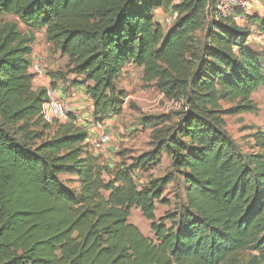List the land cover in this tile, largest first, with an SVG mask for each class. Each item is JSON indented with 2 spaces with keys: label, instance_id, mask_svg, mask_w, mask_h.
I'll list each match as a JSON object with an SVG mask.
<instances>
[{
  "label": "trees",
  "instance_id": "16d2710c",
  "mask_svg": "<svg viewBox=\"0 0 264 264\" xmlns=\"http://www.w3.org/2000/svg\"><path fill=\"white\" fill-rule=\"evenodd\" d=\"M217 0H0V264H264V139L240 153L225 115L253 113L264 87V49L247 47L249 32L215 18ZM173 9L166 31L153 11ZM67 58L50 71L65 91L84 86L96 122L118 115L125 91L116 81L129 63L169 100L185 106L144 120L152 149L110 166L86 150L87 131L69 115L47 123L45 87L34 88L33 32ZM247 18V17H246ZM250 18V17H248ZM264 34V19L250 18ZM222 103H229L224 108ZM170 170L140 187L134 172ZM73 175L78 189L61 180ZM180 179V180H178ZM176 205L155 217L166 186ZM135 207L155 240L128 222Z\"/></svg>",
  "mask_w": 264,
  "mask_h": 264
},
{
  "label": "rangeland",
  "instance_id": "374dc122",
  "mask_svg": "<svg viewBox=\"0 0 264 264\" xmlns=\"http://www.w3.org/2000/svg\"><path fill=\"white\" fill-rule=\"evenodd\" d=\"M249 10V17H259L264 19V0H252ZM167 11H162L161 17ZM246 17H248L246 15ZM245 17V18H246ZM4 19L16 20L20 31L24 34L33 32L35 41L32 45V52L30 59L41 63L45 67L46 76L39 77L32 75V85L36 89L38 87H47V89H55L51 86L49 76L50 71H58L65 69L67 58L61 56L58 51H54L50 44L45 40L44 32L36 29H31L27 25L21 23L13 15H4ZM250 18L239 22V26L245 28L249 35L247 37V47L250 49H264V36L263 33L256 29L253 21ZM249 20L251 25L246 21ZM252 25H254L252 27ZM167 30L166 27L163 28ZM67 81L74 78L73 74L66 76ZM50 81V82H49ZM57 81L62 85L63 89L67 88L68 82ZM117 89L125 91V97L120 101L121 111L118 115L111 116L103 122L98 123L92 116L86 103L88 97L84 99L82 112L87 117L82 124L89 132V139L93 137V129L89 125H97L98 131L104 130L110 132L113 136L112 142L106 146L104 151L97 155L99 161L108 163L114 167L116 165L128 164L131 157L138 156L139 154L152 149L150 144L151 129L144 126V120L151 117L170 116L172 120L177 119V113L183 110L185 103L183 100H169L157 90L153 83H146L142 81V70L135 65H126L122 70L120 76L116 81ZM69 93L63 92V98H67ZM61 99V97H60ZM252 101L256 105V111L253 113L244 112L236 115H225V131L233 139L236 147L240 153H250L258 151L259 147L255 142L254 135L259 132L264 139V87H259L251 95ZM63 100V99H61ZM224 108L230 107L229 103H222ZM86 150L92 155H96L89 142H86ZM169 158L162 155L156 165L149 166L145 170L139 169L134 172V179L140 187L146 185L149 177L163 176L170 170ZM61 180L66 186L78 189V184L73 175L61 174ZM180 180V179H178ZM178 189L176 182L169 183L163 194L162 202L159 201L155 204V217L158 218L168 211H172L176 205L175 193ZM128 222L135 225L141 233L155 240L153 233L150 230V223L144 218L139 209L133 207L128 217Z\"/></svg>",
  "mask_w": 264,
  "mask_h": 264
},
{
  "label": "built area",
  "instance_id": "2783aa9c",
  "mask_svg": "<svg viewBox=\"0 0 264 264\" xmlns=\"http://www.w3.org/2000/svg\"><path fill=\"white\" fill-rule=\"evenodd\" d=\"M251 4L252 0H217L214 20L217 21L218 16H221L224 18H230L238 25L241 20L245 19L249 10H251ZM176 18L177 12L170 9L160 17L158 23L162 27L168 28ZM28 70L32 75L39 77L46 76L45 67L34 59L31 60ZM70 114L76 118V123L78 125H80L78 121L81 120L80 123H83L85 120V117H80V115L64 100L60 99L55 89H47V97L41 104V116L43 120L47 123H51L54 120L63 123L68 121ZM88 127H90L91 130L93 129L94 133L96 132V134L93 137H90V139L89 132H87V141L91 145L93 152L96 154L95 156H97L112 142L113 136L110 132L104 130L98 131L97 128L99 126L95 124L89 125Z\"/></svg>",
  "mask_w": 264,
  "mask_h": 264
},
{
  "label": "crops",
  "instance_id": "0c3cea01",
  "mask_svg": "<svg viewBox=\"0 0 264 264\" xmlns=\"http://www.w3.org/2000/svg\"><path fill=\"white\" fill-rule=\"evenodd\" d=\"M162 9L160 8H157L153 11V15H154V20H156L157 22H159L160 20V17L159 15L162 14ZM250 13L247 14V16L249 17ZM247 17V19H248ZM246 18L243 19V20H247ZM243 20H241L240 22H244ZM246 23L248 25H251L249 23V20L246 21ZM239 25V24H238ZM254 25H252L253 27ZM40 31L44 32L45 30L44 29H41ZM129 64H132V63H129ZM127 64V65H129ZM134 65V64H132ZM139 68V67H138ZM141 69V68H140ZM142 70V69H141ZM50 82V81H49ZM57 88H55V91L56 93H58V96L61 97V99H63L74 111H76L80 117H85L86 113L84 114L82 112V109H83V105H84V99L86 97L89 98V96L86 94V90L84 88V86H74V87H71L69 89V91H67V93H69L68 97L67 98H63V92H65V90L63 89L62 85L58 84L56 86ZM47 89V87H45ZM86 105L88 106L90 112H91V109H92V101L91 99L89 98L88 99V102L86 103ZM87 117H85L86 119ZM80 120V119H79ZM81 121V120H80ZM80 121H78V123L80 125H82L80 123ZM86 142H87V139H86Z\"/></svg>",
  "mask_w": 264,
  "mask_h": 264
}]
</instances>
